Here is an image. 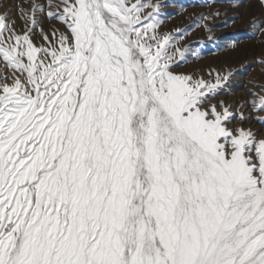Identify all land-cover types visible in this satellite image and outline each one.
Masks as SVG:
<instances>
[{"label": "snow or ice", "instance_id": "snow-or-ice-1", "mask_svg": "<svg viewBox=\"0 0 264 264\" xmlns=\"http://www.w3.org/2000/svg\"><path fill=\"white\" fill-rule=\"evenodd\" d=\"M15 8L0 14V264H264V132L218 98L234 73L176 71L189 48L159 31V0ZM249 94L264 113V88Z\"/></svg>", "mask_w": 264, "mask_h": 264}, {"label": "rangeland", "instance_id": "rangeland-1", "mask_svg": "<svg viewBox=\"0 0 264 264\" xmlns=\"http://www.w3.org/2000/svg\"><path fill=\"white\" fill-rule=\"evenodd\" d=\"M156 2V0H153ZM161 4L159 31L175 34L176 29L184 30V41L189 53L186 61L176 69L178 72H203L205 78L211 69L221 72L234 71L242 77L232 80L230 89H225L219 99L226 101L228 96L242 90L248 83L254 87L250 93L256 94L264 88V34L259 27H264V8L258 0H159ZM22 0H0V14L11 9L10 15H17L15 5ZM218 13V15H217ZM207 17V19H204ZM17 30L23 29V22L16 21ZM205 25L207 27H205ZM42 26L47 27L46 22ZM37 44L42 43L38 35L33 37ZM233 45H235L233 47ZM196 53L192 55L191 53ZM245 55L247 63L232 69L234 58ZM233 79V78H232ZM255 82H254V81ZM253 81V82H252ZM240 87V88H239ZM254 99V95H252ZM264 115V113H256ZM236 119L233 124L235 125ZM259 131L264 132V125L258 123Z\"/></svg>", "mask_w": 264, "mask_h": 264}, {"label": "bare ground", "instance_id": "bare-ground-1", "mask_svg": "<svg viewBox=\"0 0 264 264\" xmlns=\"http://www.w3.org/2000/svg\"><path fill=\"white\" fill-rule=\"evenodd\" d=\"M248 60L249 59H246L245 55H240V56L235 57L233 62H230V63H234L231 65L232 66L231 70H233L234 68L236 69V67H238L241 64L247 63ZM233 73H234V75H233L232 80H236V81H238V79L241 80L242 77L240 76V74L237 71L236 72L233 71ZM259 76L264 77V74L259 73ZM228 89H230V86L228 87ZM253 89H254V87L249 86L248 83H246V84L244 83L242 85V90L238 91L235 95H233L231 97L228 96L225 102L233 105L232 110L236 113V121L234 122L235 125L240 124L239 111L242 110L244 112L245 116H251L252 117L251 119L247 120L243 124V126L244 127H252L254 130H257V129L259 130L261 127L260 128L258 127L259 122L257 120V114H256V112L252 111L251 102H252L253 98H252V95L249 94L250 91H252ZM245 102H247V103H245Z\"/></svg>", "mask_w": 264, "mask_h": 264}]
</instances>
